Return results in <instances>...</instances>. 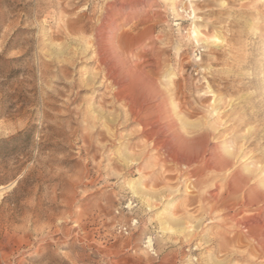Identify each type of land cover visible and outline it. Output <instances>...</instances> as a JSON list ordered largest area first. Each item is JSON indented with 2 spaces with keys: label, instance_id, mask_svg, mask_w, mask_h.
<instances>
[{
  "label": "rangeland",
  "instance_id": "rangeland-1",
  "mask_svg": "<svg viewBox=\"0 0 264 264\" xmlns=\"http://www.w3.org/2000/svg\"><path fill=\"white\" fill-rule=\"evenodd\" d=\"M174 5L0 0V264H264L258 244L228 220L263 217L264 0ZM192 12L205 39L218 37L215 46L190 39ZM109 48L130 75L155 80L168 110L174 98L180 135L208 128L209 146L231 152L211 186L142 155L141 126L109 103L108 84L70 87L98 73L93 51ZM237 175L249 182L228 194ZM206 192L226 197V209L199 201Z\"/></svg>",
  "mask_w": 264,
  "mask_h": 264
},
{
  "label": "bare ground",
  "instance_id": "bare-ground-1",
  "mask_svg": "<svg viewBox=\"0 0 264 264\" xmlns=\"http://www.w3.org/2000/svg\"><path fill=\"white\" fill-rule=\"evenodd\" d=\"M170 4L173 7L175 6V2L177 0H169ZM195 12H192V16L189 17V19L193 20L192 22V28H191V32H190V39H192L194 41V43L196 44V46L199 45H207V44H212L215 46V44L219 41L218 37H211L212 41H209L208 39H205L203 34L200 32V30L195 26L194 22H195ZM209 37V36H208ZM189 39V40H190ZM103 41V40H102ZM109 41V40H108ZM211 42V43H209ZM223 42V41H222ZM107 43V42H106ZM215 43V44H214ZM221 43V42H220ZM109 44V43H108ZM106 45V44H105ZM96 46V45H95ZM98 46V45H97ZM98 48V47H96ZM90 49V48H89ZM95 49V48H94ZM108 51H110V48L107 49ZM108 51H104L103 53L101 51H93V54L95 55L94 57L92 56V59H94V62L97 64L98 68H99V72L98 73H89L87 79H85L84 81L80 82H74V83H70V87L73 88H80L83 86H90V85H95L98 88L103 86L105 83L108 84V87L110 88V98H109V103L112 105L114 103H121L125 106V112H123V116L124 117H128V116H135L134 118L131 117L132 119H134L133 121H136L137 124H139L141 126L140 132H139V136L144 138V145H143V153H141L142 155H144L146 157L148 152H151L153 155L155 154V156H157L156 159V164L158 163H162V165L168 163L171 164L174 167V171L176 172V174L178 175V177H184L185 178H189V177H202V180H200L198 183L205 185V186H211L212 182H213V175L212 173H217L219 171H221V169L223 168V165H225L226 162V157L227 156H231V152L229 150L225 151V155L223 156L220 152L218 147L215 148L214 146L212 147V145L209 146L208 141L210 140L209 138V134H208V128L207 129H203L202 131H200L199 133L196 132L197 134L191 136V137H184L182 135H180L179 131H178V126L177 123L175 121V116H178V114H176V105H175V100L174 98H171V100L169 101L171 106H172V110H168L166 108V98L164 99V96L162 93L158 92L159 90H156V83H153L154 81L152 80H148L143 77L142 75L136 74V72L132 75H130L131 70H128V67L126 66L127 64H125L124 61H122V59H120L121 57L119 56V52L115 49H111L110 52ZM121 54V53H120ZM114 58L116 59L114 61V63L109 64L110 60H114ZM109 62V63H108ZM153 65V64H152ZM137 68V67H136ZM126 71L124 76H121V71ZM162 71V70H161ZM133 72V71H132ZM144 72V71H143ZM142 72V73H143ZM164 74V73H163ZM66 74H63V77H65ZM100 79L101 78V82L96 85L97 82H95L96 79ZM172 76L171 75H165L164 79L166 80V85L170 88L174 86V83L171 81ZM165 85V84H164ZM171 93V95L174 94V92L172 93V90H169L168 93ZM152 97V101H156L155 106L152 109H146L144 108L143 104H145V102H147L149 97ZM171 97V96H170ZM76 99L74 98L72 101H69V104H72L73 102H75ZM105 100L102 99V105L101 107H104L105 105ZM150 101V100H149ZM216 101V100H215ZM214 102V101H213ZM149 103V102H148ZM219 103V101H218ZM166 105V106H165ZM92 107H90L91 109ZM98 108V107H97ZM217 109V108H216ZM93 110V112L95 111V109H91ZM104 110V109H103ZM178 110V109H177ZM218 110V109H217ZM101 111V110H100ZM92 112V111H91ZM92 112V113H93ZM107 111H102L100 112V115L103 114H109V116H112L111 113H105ZM210 112V111H209ZM80 113V112H79ZM77 113V115L79 114ZM98 115L99 112L97 111ZM178 113V112H177ZM216 113V110L214 109L211 112V115L214 116L213 114ZM76 114V113H75ZM90 114V113H89ZM217 114V113H216ZM94 115V114H93ZM218 115V114H217ZM48 115L46 114L45 117H47ZM97 116V115H96ZM121 116V115H120ZM210 116V115H209ZM100 117V116H99ZM92 119V118H90ZM106 119V118H105ZM209 121V120H208ZM57 122V121H56ZM216 122V121H215ZM214 122V123H215ZM110 123V122H109ZM213 123V124H214ZM59 124V123H58ZM184 124V123H183ZM205 124V123H204ZM56 125V123H55ZM107 125V124H106ZM216 125V124H214ZM213 125V126H214ZM104 126V125H103ZM209 127L207 124L204 127ZM212 126V125H211ZM182 127V126H181ZM215 127V126H214ZM213 127V130H214ZM210 128V127H209ZM211 129V128H210ZM209 129V130H210ZM249 131V129H248ZM186 133V132H185ZM184 133V134H185ZM215 137V136H214ZM242 138V137H240ZM247 138V137H246ZM244 139V138H243ZM242 140V139H241ZM233 142V141H232ZM212 143V142H211ZM232 144V143H231ZM243 145V144H242ZM242 147V146H241ZM229 148V147H228ZM241 151V150H240ZM222 152V151H221ZM239 152V151H238ZM224 153V152H223ZM234 153V152H232ZM241 153V152H240ZM244 153V152H243ZM236 154H238L236 152ZM246 154V153H245ZM234 157V156H233ZM242 158V157H241ZM123 159V158H122ZM149 159V158H147ZM234 159V158H233ZM229 161V160H228ZM231 161V160H230ZM229 163V162H228ZM260 164V163H259ZM134 165H138V164H134ZM252 165V163H251ZM147 166V165H146ZM161 166V165H160ZM250 166V165H249ZM262 166V165H261ZM264 166V164H263ZM262 166V167H263ZM253 167V166H252ZM251 167V168H252ZM166 169V167H164ZM255 169L252 168L253 172L254 170L257 172L258 167L256 169V167H254ZM261 168V167H260ZM224 170V169H223ZM251 171V169H249ZM227 171V170H226ZM247 171V170H246ZM248 171V172H250ZM262 171V170H260ZM264 171V170H263ZM254 172V173H256ZM221 173V172H220ZM237 173V172H236ZM261 173V172H260ZM233 174V173H232ZM253 174V173H252ZM259 174V172H258ZM215 175V174H214ZM230 175V174H229ZM243 175V174H242ZM241 175V176H242ZM264 175V174H263ZM239 175H237V178L235 176L232 177V179H234L235 183H233L232 181H230L232 184V186L234 185V189H228L227 193L228 194H233L235 192H237V190L241 187L244 186V184H246L245 181L244 182V178L243 176L241 177ZM180 177V178H181ZM219 177V176H218ZM245 177V176H244ZM184 178V179H185ZM228 178V177H227ZM226 178V179H227ZM248 178V177H247ZM225 179V178H224ZM251 179V178H250ZM134 181V180H133ZM226 181V180H225ZM137 182V181H136ZM227 182V181H226ZM249 182V181H248ZM263 183V182H262ZM129 184V182H128ZM131 184V182H130ZM129 184V186H130ZM133 184V183H132ZM134 185L135 182H134ZM134 185L131 186V191L132 193L137 196L138 192L139 195H141L140 189H137V187L135 188ZM139 185V184H138ZM184 185V184H183ZM186 185V184H185ZM184 185V186H185ZM229 185V184H228ZM253 185V183H252ZM262 185V184H260ZM183 186V187H184ZM227 186V185H226ZM231 186V185H230ZM230 186L228 188H230ZM139 187V186H138ZM187 187V186H186ZM185 187V188H186ZM250 187V186H248ZM248 187L245 186V188L247 189ZM188 188V187H187ZM195 188V187H194ZM202 188V187H201ZM225 188V187H224ZM244 188V187H243ZM1 189V188H0ZM199 189V188H198ZM262 189V188H261ZM256 188H250V192H248L249 194L253 192H256ZM143 191V189L141 190V192ZM186 191V190H185ZM243 191V190H242ZM258 191V190H257ZM177 192V190H176ZM239 192V191H238ZM246 192V191H245ZM174 193V192H173ZM178 193V192H177ZM204 193V192H203ZM262 192L259 193V195ZM240 194V193H239ZM197 195V194H196ZM199 195V194H198ZM251 195V197H252ZM259 195H256L257 197ZM264 195V193L262 194ZM232 196V195H231ZM249 196V195H248ZM261 196V195H260ZM195 197V196H194ZM241 197V196H240ZM247 197V196H246ZM250 197V198H251ZM140 198V197H139ZM199 198V197H198ZM230 198V197H228ZM227 198V199H228ZM255 197L253 196L252 201L255 200ZM263 198V197H262ZM237 199V198H236ZM244 199V197H243ZM249 198L247 197V200ZM261 198H259L260 200ZM143 202L147 205L148 208H151V200H144L142 199ZM191 200V199H190ZM258 200V199H257ZM194 201V200H193ZM198 201V200H197ZM195 201V202H197ZM199 201L201 202H206L207 204H210L212 209H214L213 207H219L221 206L224 210L226 209V204L228 201H226V197L221 196V194H210V192H206L205 195L201 196ZM233 201V200H232ZM242 201V198H241ZM187 202H189L187 200ZM191 202V201H190ZM243 202V201H242ZM248 202H250L248 200ZM254 202V201H253ZM192 203V202H191ZM198 203V202H197ZM238 203V202H237ZM257 203V202H256ZM260 203V202H259ZM244 204V202H243ZM250 204V203H249ZM252 204V203H251ZM191 205V204H190ZM247 205V204H246ZM198 206V205H197ZM196 206V207H197ZM208 206V205H207ZM248 206V205H247ZM242 207V206H241ZM264 207V206H263ZM200 208V205H199ZM247 209V208H246ZM251 209V208H250ZM197 210V209H196ZM202 210V207H201ZM228 210V209H227ZM233 210V209H232ZM253 210V209H252ZM254 211V210H253ZM186 212V211H185ZM184 212V213H185ZM208 212V211H207ZM212 212V211H211ZM183 213V214H184ZM198 213V212H197ZM232 213V212H231ZM259 215H262V220L258 219V218H254V219H250L251 222H247L248 224H243L242 222L234 221L235 220V215H231L230 220L231 222H235L237 227L236 229H244V236L247 237L249 239V237L251 239H253L259 246V248L261 249L262 253L264 254V208H261V210H259ZM256 213H254L255 215ZM190 215V214H189ZM200 215V214H199ZM214 215H216L214 213ZM237 215V214H236ZM193 216V215H192ZM244 216V215H243ZM246 216V215H245ZM250 216V215H249ZM171 217V216H170ZM184 217V216H183ZM204 217V216H203ZM216 217V216H215ZM259 217V216H258ZM158 218H160L158 216ZM162 218V217H161ZM168 218V217H167ZM173 218V217H172ZM202 218V217H201ZM238 218V217H237ZM164 219V218H163ZM186 219H188L186 217ZM192 219V218H191ZM198 219V218H197ZM210 219V218H209ZM226 219V218H225ZM166 221L169 219H165ZM179 220V219H178ZM193 220V219H192ZM203 220V219H202ZM212 220V219H211ZM241 220V219H240ZM175 221V220H174ZM182 221V220H181ZM180 221V222H181ZM187 221V220H186ZM189 221V219H188ZM218 221V220H217ZM162 222V221H161ZM160 222V223H161ZM168 222V221H167ZM167 222H165V224H167ZM173 222V221H172ZM183 222V221H182ZM190 222V221H189ZM198 222V221H197ZM200 222V221H199ZM220 222V221H219ZM229 222V221H228ZM163 223V222H162ZM161 223V224H162ZM175 223V222H174ZM187 223V222H186ZM210 223V222H209ZM246 223V222H244ZM164 224V223H163ZM164 224V225H165ZM170 224V223H169ZM172 224V223H171ZM180 224V223H179ZM182 224V223H181ZM226 224V223H225ZM231 224V223H230ZM198 225V224H197ZM196 225V227H197ZM235 225V226H236ZM163 226V225H162ZM166 226V225H165ZM168 226V225H167ZM219 226V225H218ZM233 226V225H232ZM234 226V227H235ZM192 227V226H191ZM195 227V225H194ZM166 228V227H165ZM184 229V228H183ZM186 229V228H185ZM189 229V227H188ZM196 229V228H195ZM237 229V230H238ZM192 230V229H191ZM226 230V229H225ZM193 231V230H192ZM183 232V231H182ZM194 232V231H193ZM223 232V231H222ZM191 233V232H190ZM196 233V232H195ZM184 234V232H183ZM193 234V233H192ZM220 234V233H219ZM243 234V233H242ZM237 235V234H236ZM222 236V235H221ZM244 238V237H243ZM221 239V238H220ZM217 240V239H214ZM219 240V239H218ZM253 240H251L252 242H254ZM231 243V242H230ZM148 246H151V240L148 239L147 241ZM221 244V242H220ZM223 244V241H222ZM221 244V245H222ZM225 245V244H224ZM223 247V246H221ZM224 248V247H223ZM229 249V248H228ZM231 249V248H230ZM229 249V250H230ZM221 250V249H220ZM226 251V250H225ZM231 252V251H229ZM225 253V252H224Z\"/></svg>",
  "mask_w": 264,
  "mask_h": 264
},
{
  "label": "built area",
  "instance_id": "built-area-1",
  "mask_svg": "<svg viewBox=\"0 0 264 264\" xmlns=\"http://www.w3.org/2000/svg\"><path fill=\"white\" fill-rule=\"evenodd\" d=\"M123 232H125V229H122Z\"/></svg>",
  "mask_w": 264,
  "mask_h": 264
}]
</instances>
